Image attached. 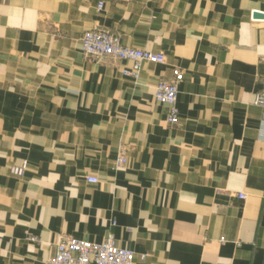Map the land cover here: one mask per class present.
<instances>
[{"label":"crops","instance_id":"1","mask_svg":"<svg viewBox=\"0 0 264 264\" xmlns=\"http://www.w3.org/2000/svg\"><path fill=\"white\" fill-rule=\"evenodd\" d=\"M96 28L166 62L126 76L82 52ZM263 86L264 0H0V264L110 234L134 264H264Z\"/></svg>","mask_w":264,"mask_h":264},{"label":"built area","instance_id":"2","mask_svg":"<svg viewBox=\"0 0 264 264\" xmlns=\"http://www.w3.org/2000/svg\"><path fill=\"white\" fill-rule=\"evenodd\" d=\"M104 8V1H99L98 9ZM81 49L85 56L98 59L113 58L130 62V65L122 68L126 76L138 78L142 66L146 62L165 63L166 55L163 52H155L147 49L125 45L121 34L107 28H96L85 31L81 38ZM184 70L181 67L173 68V77L170 80H160L156 85L155 97L167 107L168 122L175 125L179 121L178 94L179 83L184 79ZM255 104L264 107V86L255 95ZM127 162L123 155L116 160L118 166ZM27 167L24 162L19 167L12 168V172L23 175ZM87 181L96 183L99 178L93 175L87 176ZM239 198L246 195L238 193ZM37 240L36 237H30ZM142 255L141 258H144ZM135 252L117 243L113 234L102 242L88 239H80L72 236H62L57 245L56 252L47 264H134Z\"/></svg>","mask_w":264,"mask_h":264},{"label":"water","instance_id":"3","mask_svg":"<svg viewBox=\"0 0 264 264\" xmlns=\"http://www.w3.org/2000/svg\"><path fill=\"white\" fill-rule=\"evenodd\" d=\"M254 17L261 18V17H263V13H261V12H255L254 13Z\"/></svg>","mask_w":264,"mask_h":264}]
</instances>
